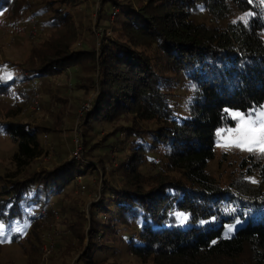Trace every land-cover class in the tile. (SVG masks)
Returning a JSON list of instances; mask_svg holds the SVG:
<instances>
[{"label": "trees", "instance_id": "16d2710c", "mask_svg": "<svg viewBox=\"0 0 264 264\" xmlns=\"http://www.w3.org/2000/svg\"><path fill=\"white\" fill-rule=\"evenodd\" d=\"M99 1L97 26L102 32L113 27L108 19L112 9L119 11L112 24L115 37L101 43L96 39L100 51L94 42L91 48L69 52L74 34L50 38L53 31L75 23L67 7H81L82 0H33L30 8L43 48L33 51L29 68L0 62V103L11 109L6 113L9 120L0 121V135L16 146L13 163L28 167L41 157L42 136L48 133L56 139L68 117L67 102L73 101L78 110L96 90L82 120L89 135L86 142L99 134L97 124H108L111 130L102 145L89 147L86 161L112 164L109 149L119 143L130 147L132 161L126 162L119 149L122 186L106 189L90 207V240L77 264H112L121 255L117 243L148 264H264V154L250 152L241 162L247 175L257 176L258 184L221 187L206 171L218 131L234 125L229 110L247 113L264 104V0ZM12 8L11 15L28 16L22 1L0 0V13ZM86 58L96 63L87 78L82 68ZM65 70L75 82L72 87L56 85ZM41 87L60 94L67 90L68 95L58 98L64 108L56 109L50 124L17 120L20 109ZM180 88L189 93L179 102H185L181 113L172 99ZM127 117L130 126L125 124ZM138 121H153L160 128L140 131L134 127ZM120 132L127 138L123 142ZM159 147L164 149L166 165L187 183L156 178L144 187L139 167L146 154ZM86 161L63 159L51 168L9 175V180L0 176V227L10 230L30 221V229L37 233L36 206L47 208L53 200L62 226L68 224L58 228L65 232L61 248L64 240L83 241L84 229L72 221L74 208L66 191L77 175L89 178L96 173ZM114 194L116 200L104 206L103 198L112 201ZM10 240L32 241L20 233H13Z\"/></svg>", "mask_w": 264, "mask_h": 264}, {"label": "rangeland", "instance_id": "374dc122", "mask_svg": "<svg viewBox=\"0 0 264 264\" xmlns=\"http://www.w3.org/2000/svg\"><path fill=\"white\" fill-rule=\"evenodd\" d=\"M23 5L28 9L26 18H21V14L11 15L14 9L12 8L9 13H0V62L8 61L13 64V66H19L21 69L29 68L33 65L34 60L32 53L36 49L43 48V39H40V31L37 26V19L33 14L32 8H30L33 0H20ZM132 1L133 4L143 3L144 0H124ZM68 10L74 16V24L68 25L66 30L63 28L61 30H55L53 33L60 32L59 34H54L50 38L56 37H72L75 36V40L69 46V52L76 51L85 48H91V45L95 42L96 51H100L101 44L96 42L97 40L114 38L116 34L112 30L116 29L118 13L117 7L112 9V13L108 18L110 25L113 27L107 28V34L102 32L97 26L98 20L100 18V12L102 10V5L99 0H82L81 7L72 9L67 7ZM117 12V13H116ZM116 14V15H115ZM28 19V20H27ZM199 21L205 20L202 16H198ZM65 30V31H64ZM82 68L85 71V77L92 75L95 69V62L93 60H84ZM81 69V68H80ZM82 70V69H81ZM68 70H65L61 77L56 80L57 84L66 83L69 87L75 84L72 76L67 74ZM67 74V75H65ZM84 74V73H82ZM67 76V77H66ZM84 76V75H83ZM95 78L97 80V72L95 73ZM38 87V82L35 84ZM171 91V89L169 90ZM97 91L92 90L90 95H88V101H85L81 108L76 109L73 107V101L67 102L68 117L64 119L63 125L60 126V132L56 134V139L54 136L46 133L42 136L44 145V154L41 157L36 158L28 167L18 168L13 163L12 155L16 151V146L5 136L0 135V176L4 177L5 180H9L8 176L21 173L26 175L34 170L51 168L59 160L63 159H76L81 161L90 160L89 147L94 143H100L102 145L103 137L110 132L111 128L108 124H102L97 126L99 134L91 136L89 142L86 139L89 135L84 133L83 117L86 115L90 107V99H93ZM63 95H68L67 90L62 92ZM60 94L59 90H45L44 88L35 89L34 94L30 100L20 109V113L15 117L21 122H30L34 124H50L54 115L53 113L56 109L64 108L61 103H58ZM176 94L173 97V101L176 102V106L179 108L180 113L182 112V104L188 99L189 93L184 89H178L173 91ZM35 102V103H33ZM71 103V104H70ZM70 104V105H69ZM175 107V104H173ZM65 108V110H66ZM11 109L8 104L0 103V121L9 120L6 117V113H9ZM178 111V112H179ZM264 112V104L260 108L250 110L247 113L241 112L239 110H229V116L234 120V125L223 127L218 131L217 138L215 141V153L214 158L208 163L206 171L209 175L214 178V181L221 187H235L239 182H247L251 184H258V178L256 175H247V169L241 166L243 156H248L250 152H255L257 154H264L260 151L264 148V144L252 145L251 151L248 149V141L254 139L255 137L243 136L239 129H242L249 122H255L251 126L258 131L262 126L260 120H258L259 113ZM239 113V116L235 115ZM11 114V113H10ZM10 118V117H9ZM59 120V118H58ZM125 121L127 124L130 122V117H127ZM82 122V123H81ZM139 124H135L138 130L152 129L154 131L158 130L160 127L153 121H138ZM59 125V124H58ZM130 126V123H128ZM59 129V128H58ZM143 134V132H141ZM145 134V133H144ZM120 142L126 140V135L124 132L118 133ZM115 140V136L110 137V142ZM240 140L245 142V146L237 147L236 143ZM126 146V147H125ZM123 149L125 152L126 162L132 161L130 157V147L128 145L116 144L109 149V159L112 160V164L95 163L93 161H86L89 164H93L96 168V173L91 175L89 178H84L85 176L77 175L74 182L67 189V199L72 205L73 217L72 221H77V226L83 227L84 240H78V244L74 241L69 243L64 240L63 246L61 248L60 237L64 235L63 231H59V226L65 228L68 224L62 226V215L59 211V207L54 203L53 200L47 203V208L43 205L42 210L45 211L44 214H38L39 210L36 209L37 233L30 229V221H25L24 223L14 224L10 230H4L0 227V235L3 236V240H0V264H77L80 255H82L87 248L89 243V234L91 231L90 222L91 214L90 207L96 204L104 191L112 188V191L120 188L122 186L121 182V170L119 161L123 152L119 149ZM80 154L79 158H76L74 152ZM119 156L117 159V153ZM139 171L142 176L140 180H143L145 186L154 182V179H169L175 182L187 183L183 175L175 170H170L166 165V158L164 157L163 147H159L154 151L146 154V157L139 167ZM114 193V192H112ZM111 195V194H110ZM117 195L112 196V201L107 198H103L104 206L108 205L109 202L115 201ZM112 205V204H111ZM109 205L110 210L112 206ZM101 216V214H99ZM105 216L103 215V219ZM86 220V221H85ZM80 223V224H79ZM19 228L20 231H16ZM63 232V233H62ZM76 231L74 234H77ZM13 233H20L24 236H29L32 241L23 240L22 243H15L10 240ZM69 238V237H68ZM67 244V250L65 245ZM121 250L120 258L112 264H148L143 263L134 257L131 253L125 252L122 245H119ZM52 246V248H50ZM81 251L79 254H77ZM65 253V254H64ZM67 253V254H66ZM243 261L248 262L247 259ZM111 261L107 263L110 264Z\"/></svg>", "mask_w": 264, "mask_h": 264}, {"label": "snow or ice", "instance_id": "6c2138e0", "mask_svg": "<svg viewBox=\"0 0 264 264\" xmlns=\"http://www.w3.org/2000/svg\"><path fill=\"white\" fill-rule=\"evenodd\" d=\"M10 75V74H9ZM239 116V113L235 114ZM258 120H260L261 127L258 131H256L251 125L255 122H249V124L245 125L242 129H239L243 136L247 137H255L254 139H251L248 141V149L249 151L253 150L252 145L255 144H264V112L259 113ZM237 147H243L245 146V142L243 140H240L236 143ZM260 151L264 152V148H261ZM16 231H20L19 228L16 229Z\"/></svg>", "mask_w": 264, "mask_h": 264}, {"label": "built area", "instance_id": "2783aa9c", "mask_svg": "<svg viewBox=\"0 0 264 264\" xmlns=\"http://www.w3.org/2000/svg\"><path fill=\"white\" fill-rule=\"evenodd\" d=\"M33 103H35V102H33ZM74 155H75L76 158H79L80 157L79 151L78 152H74ZM36 209L39 210L38 214H40V215L45 213V211L42 210V206H40V205ZM50 248H52V246H50Z\"/></svg>", "mask_w": 264, "mask_h": 264}]
</instances>
